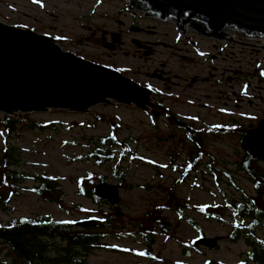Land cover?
I'll return each instance as SVG.
<instances>
[{
  "label": "rangeland",
  "instance_id": "obj_1",
  "mask_svg": "<svg viewBox=\"0 0 264 264\" xmlns=\"http://www.w3.org/2000/svg\"><path fill=\"white\" fill-rule=\"evenodd\" d=\"M132 4V0H38V3L33 0H0V23L50 37L64 52L157 88L151 77L154 70L160 68V64H166L167 71L184 68L183 61L178 58L186 55L189 46L179 36L174 22H162L150 12L146 16L147 10H131ZM132 28L140 29V32L131 31ZM121 32L120 43H115L112 37ZM133 40L153 43L155 55L145 58ZM115 46L121 48L116 51ZM179 48L181 52L177 51ZM252 53L250 57L264 60L263 48L261 52ZM182 72L186 73L185 70ZM262 83L258 81L257 86L258 93L264 97ZM181 94L182 100L189 96L184 86L172 87L171 96L181 97ZM177 109L189 115L203 113L200 107L180 105ZM27 115L44 128L21 129L11 140L22 150L21 168L30 175L56 177L64 194L59 202H55L45 201L30 191L23 192L13 198L9 212L0 209V224L39 215L74 224L86 219H95L99 224L110 221L108 232H104L105 248L83 254L72 264H149L141 259V252L149 246L147 236L153 238V248L163 249L164 255L169 257L170 250L181 245H175L165 235L156 233V217L175 221L180 215L178 207L183 208L185 218L202 216V210L221 215L225 211L217 210L240 200L243 193L248 196L253 193L250 178L239 169L244 160L242 153L239 154L240 144L232 137L205 144L210 156L201 158L197 168L188 173L185 168L195 156L192 144L164 138L163 141L157 140V134L165 136L169 130L142 110L129 105L111 102L97 105L85 113L61 110ZM112 135L124 144L114 151L127 155L120 165L121 178L113 175L115 161L98 165L91 156L100 141ZM2 145L0 130V147ZM261 167L264 169V165ZM79 178H85L82 184L88 191L100 183L118 186L120 204H100L81 195ZM35 184L33 180L25 183L30 188ZM119 213L123 218L117 217ZM224 215L227 216L226 224L196 220L200 225H208L211 236H226L233 223L232 212L227 210ZM145 228L150 230V235L143 234ZM192 236L194 234L185 226L178 239L189 242ZM246 246L243 240L238 244L227 241L222 245L224 248ZM56 250L59 248L52 247L53 252ZM55 256L58 257L51 254V257ZM0 262L16 263V257L3 243H0Z\"/></svg>",
  "mask_w": 264,
  "mask_h": 264
},
{
  "label": "flooded vegetation",
  "instance_id": "obj_2",
  "mask_svg": "<svg viewBox=\"0 0 264 264\" xmlns=\"http://www.w3.org/2000/svg\"><path fill=\"white\" fill-rule=\"evenodd\" d=\"M177 29L179 36L189 46L186 55L178 58L183 61L184 68L167 71V65L160 64V68H156L151 75L157 88L134 80L150 90L152 106L143 104L141 107H131L142 110L154 122L169 130V134L165 136L157 134V140L163 141L164 138L192 144L193 147L196 146L193 156L197 159L210 156L205 144L227 137L236 139L241 147L239 154L242 153L244 159L239 169L250 178L253 193L250 196L243 193L242 198L230 202L227 209L217 210L232 212L233 223L226 236H211L208 225H200L196 220H201L202 223L216 221L226 224L225 212L219 215L202 210V216L185 218L184 215H179L175 221H168L163 216L156 217V233L165 235L166 239L181 246L171 249L168 257L164 255L163 249L151 246L154 241L150 237L149 246L141 252V259L149 264H264V169L261 167L264 165V158H255L243 147L247 134L257 131L264 122V97L258 93L257 86L258 81L260 84L264 82V75L261 74L264 73V60L250 57L253 51H262L259 44L262 43L263 46V40L247 36L236 26L225 28L221 37L215 36L206 24H196L195 28L188 27L184 32L178 27ZM131 31L139 33L140 29L132 28ZM120 35L122 38L123 33ZM135 41L137 40H133L134 43ZM122 45L123 42L120 46ZM120 46H115L114 50L118 51ZM136 47L147 59L155 55L153 43L141 41ZM177 51L181 52V49ZM174 56L178 57V54L174 53ZM184 70L186 73L182 72ZM181 86L189 92L186 100H182V94L181 97L170 95L172 87ZM180 105L200 107L203 113L189 115L177 109ZM248 159L250 166L246 169L244 161ZM185 170L188 173L192 171L191 161ZM236 190L243 192L240 188ZM232 205L249 206L250 212L236 214L231 208ZM185 226L194 234L189 242L178 239ZM146 234L150 235L148 232ZM200 239H214L216 242L214 246L194 245ZM242 240L248 245L245 248L222 247L224 242L238 244Z\"/></svg>",
  "mask_w": 264,
  "mask_h": 264
},
{
  "label": "water",
  "instance_id": "obj_3",
  "mask_svg": "<svg viewBox=\"0 0 264 264\" xmlns=\"http://www.w3.org/2000/svg\"><path fill=\"white\" fill-rule=\"evenodd\" d=\"M132 3L131 10H147L146 16L150 12L162 22H174L182 32L188 27L195 28L196 24H206L215 36L221 37L225 28L236 26L249 37L264 39V0H132ZM113 40L120 43V35ZM150 95L149 89L118 71L64 52L50 37L0 23L3 115L61 110L85 113L111 102L152 106ZM243 147L255 158H264V122L257 131L247 134ZM93 193L110 206L121 202L116 185L100 183ZM117 217L122 218L123 214ZM98 225L95 219L75 223L79 229H94ZM215 242L200 239L194 245L214 246Z\"/></svg>",
  "mask_w": 264,
  "mask_h": 264
},
{
  "label": "trees",
  "instance_id": "obj_4",
  "mask_svg": "<svg viewBox=\"0 0 264 264\" xmlns=\"http://www.w3.org/2000/svg\"><path fill=\"white\" fill-rule=\"evenodd\" d=\"M24 128L43 129L44 126L33 121L27 114L0 116V130L3 138V145L0 147V209L4 212H9L13 198L20 196L23 192L30 191L45 201L55 202H59L60 196L64 194L56 177L30 175L22 170V150L13 145L11 140ZM122 144L115 135H112L107 139H102L91 155L98 165L115 161L117 165L113 169V175L117 178L122 177L119 169L127 155L125 152L117 154L114 149ZM190 161L191 170L194 171L201 159L192 156ZM244 165L248 169L250 159L245 160ZM84 179H78L81 183L79 185L80 194L93 198L100 204H105V201L94 197V187L89 191L85 189L86 187L82 184ZM30 180L36 182L31 188L25 185ZM178 203L177 206H179ZM231 208L236 214L250 212L249 206L232 205ZM178 211L180 215H183V208L180 210L178 207ZM110 225L111 222L107 220L106 223H101L94 229L78 230L74 228L73 222L55 220L51 216L21 217L7 224H0V243L6 245L16 257L14 264H72L83 254L105 248L103 240L106 235L104 232H108ZM146 230L147 228L143 230L144 235L150 231ZM147 240L151 241L150 236ZM52 247L59 248V250L53 252ZM53 253L58 257H51ZM0 264L7 263L0 262Z\"/></svg>",
  "mask_w": 264,
  "mask_h": 264
},
{
  "label": "snow or ice",
  "instance_id": "obj_5",
  "mask_svg": "<svg viewBox=\"0 0 264 264\" xmlns=\"http://www.w3.org/2000/svg\"><path fill=\"white\" fill-rule=\"evenodd\" d=\"M33 3H38V0H33ZM40 6L43 7L42 4ZM261 74L264 75V73H261ZM65 223H67V222H65ZM141 255H143V254L141 253Z\"/></svg>",
  "mask_w": 264,
  "mask_h": 264
},
{
  "label": "built area",
  "instance_id": "obj_6",
  "mask_svg": "<svg viewBox=\"0 0 264 264\" xmlns=\"http://www.w3.org/2000/svg\"><path fill=\"white\" fill-rule=\"evenodd\" d=\"M143 7V6H142ZM263 43H264V39H263Z\"/></svg>",
  "mask_w": 264,
  "mask_h": 264
},
{
  "label": "bare ground",
  "instance_id": "obj_7",
  "mask_svg": "<svg viewBox=\"0 0 264 264\" xmlns=\"http://www.w3.org/2000/svg\"><path fill=\"white\" fill-rule=\"evenodd\" d=\"M142 6V5H141Z\"/></svg>",
  "mask_w": 264,
  "mask_h": 264
}]
</instances>
